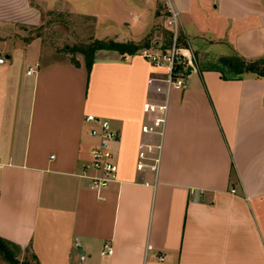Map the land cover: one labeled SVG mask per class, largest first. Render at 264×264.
Masks as SVG:
<instances>
[{
    "label": "crops",
    "instance_id": "obj_1",
    "mask_svg": "<svg viewBox=\"0 0 264 264\" xmlns=\"http://www.w3.org/2000/svg\"><path fill=\"white\" fill-rule=\"evenodd\" d=\"M173 1L202 63L216 46L230 50L220 58L264 57V0ZM93 3L100 12L90 0H0V237L17 264L28 253L36 264H264V76L203 65L168 87L139 54L100 50L90 73L84 58L44 61L29 31L53 11L100 19L111 2ZM112 6L114 40L151 34L162 47L164 0ZM147 103L167 105L157 170L137 168L140 145L158 141L143 130L156 116ZM88 114L119 132V180L102 191L82 176L96 142Z\"/></svg>",
    "mask_w": 264,
    "mask_h": 264
},
{
    "label": "built area",
    "instance_id": "obj_2",
    "mask_svg": "<svg viewBox=\"0 0 264 264\" xmlns=\"http://www.w3.org/2000/svg\"><path fill=\"white\" fill-rule=\"evenodd\" d=\"M165 2L167 6L165 23L172 35L171 46L166 50L161 47L143 48L137 54L148 59L153 65L167 70L165 81L168 87L182 86L184 77L191 70L200 68L199 59L192 47L189 48L190 45L181 46L180 36L183 33V27L180 9L173 0H165ZM5 62L6 57L0 55V64ZM179 64H184V67L178 71ZM144 109L156 116L153 117V125H145L143 130L155 135L158 141H144L140 145L137 168L157 170L165 132L167 105L147 103ZM85 121L90 125L89 134L96 139V142L90 149V160L83 169L82 176L90 179L93 189L102 191L111 183L119 180V163L115 149L119 132L108 118L88 114ZM113 251V246L106 242L101 253L107 255L112 254Z\"/></svg>",
    "mask_w": 264,
    "mask_h": 264
},
{
    "label": "rangeland",
    "instance_id": "obj_3",
    "mask_svg": "<svg viewBox=\"0 0 264 264\" xmlns=\"http://www.w3.org/2000/svg\"><path fill=\"white\" fill-rule=\"evenodd\" d=\"M100 1V0H98ZM165 1V0H164ZM110 4L104 5L108 8L105 12L101 13L100 19L92 15H76L67 11H53L48 13L44 23L36 28L32 29L28 33V37L41 36L44 42V51L42 58L46 62H52L56 60H71V56L75 55L78 59L84 58L80 49L86 48L94 39H113L118 34V25L114 20V7L112 6V0ZM90 10H98L100 12L99 3H93L90 0ZM129 6V5H127ZM131 8V7H129ZM133 10H135L133 8ZM129 9L125 11L127 19L133 21V17L128 14ZM105 14V15H104ZM160 32L165 34L167 27L165 22L160 23ZM127 31V29H125ZM190 46L196 48L195 37L189 35ZM71 49L74 51H71ZM223 50H229L228 47L216 46L210 50L209 63H215L220 60V55ZM98 50L96 52H99ZM228 52V51H227ZM230 52V50H229ZM199 67L204 68L203 63L199 59ZM0 258L4 260L0 254ZM20 261L26 260L29 264H36L30 253L25 256H20Z\"/></svg>",
    "mask_w": 264,
    "mask_h": 264
},
{
    "label": "trees",
    "instance_id": "obj_4",
    "mask_svg": "<svg viewBox=\"0 0 264 264\" xmlns=\"http://www.w3.org/2000/svg\"><path fill=\"white\" fill-rule=\"evenodd\" d=\"M164 38V44L161 48L166 50L171 46L172 43V35L169 29H167L165 32ZM180 42L181 46H187V40L183 33L180 36ZM154 46L155 43L152 35L149 34L141 42L116 41L114 39L104 40L96 38L90 44H88L86 48L80 49V51L84 55L85 63L90 73L96 59V52L98 50H116L124 55H135L143 48H151ZM73 50L71 49V51ZM71 61L76 65L80 64L79 59L75 55L71 56ZM207 62H209L207 59L203 61V65L205 67L219 70L225 78H240L245 72H254L260 76H264V57L250 60L244 58L241 55L235 54L229 57H221L220 60L215 63L208 64ZM183 67L184 64H179L178 71ZM0 254L4 259L10 261L11 263L17 264L19 262L9 244L2 237H0Z\"/></svg>",
    "mask_w": 264,
    "mask_h": 264
}]
</instances>
